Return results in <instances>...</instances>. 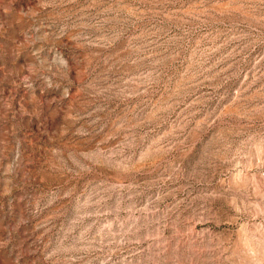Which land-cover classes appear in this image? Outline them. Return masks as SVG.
Returning a JSON list of instances; mask_svg holds the SVG:
<instances>
[{
    "label": "rangeland",
    "instance_id": "374dc122",
    "mask_svg": "<svg viewBox=\"0 0 264 264\" xmlns=\"http://www.w3.org/2000/svg\"><path fill=\"white\" fill-rule=\"evenodd\" d=\"M0 264H264V0H0Z\"/></svg>",
    "mask_w": 264,
    "mask_h": 264
}]
</instances>
